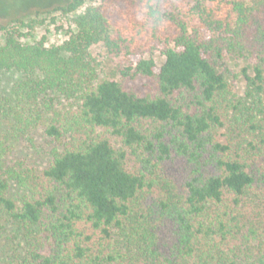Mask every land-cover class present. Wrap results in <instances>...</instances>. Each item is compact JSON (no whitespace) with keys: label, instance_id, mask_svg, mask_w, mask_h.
Here are the masks:
<instances>
[{"label":"trees","instance_id":"16d2710c","mask_svg":"<svg viewBox=\"0 0 264 264\" xmlns=\"http://www.w3.org/2000/svg\"><path fill=\"white\" fill-rule=\"evenodd\" d=\"M97 1L60 45L0 44V78L21 76L0 113L56 145L39 170L0 138V212L33 236L22 264H264V0H159L156 29L147 0ZM227 57L249 65L242 97Z\"/></svg>","mask_w":264,"mask_h":264},{"label":"rangeland","instance_id":"374dc122","mask_svg":"<svg viewBox=\"0 0 264 264\" xmlns=\"http://www.w3.org/2000/svg\"><path fill=\"white\" fill-rule=\"evenodd\" d=\"M69 0H0V44L4 42L7 30L15 29L20 35L21 42L44 41L46 46H57L66 41L74 30L73 19L86 10L97 7V0H86L76 13L63 15L61 12L51 11L53 7L64 6ZM22 23V24H21ZM100 47L91 49L92 57L98 62L102 61L99 68V77L115 78V62L106 60ZM149 57V56H148ZM147 57V58H148ZM159 68L164 58L155 53L152 56ZM249 68L246 61L227 57L224 62V71L233 84L234 91L239 97L244 96L246 83L241 77L242 69ZM248 73H251L248 71ZM20 75L15 72H6L0 78V96L13 103V86L20 80ZM117 79V77L115 78ZM125 87L139 96L150 90L151 80L137 77L125 80ZM66 102L62 101L61 109ZM6 109L8 106L5 107ZM19 113L23 112L18 109ZM22 128L14 114L4 116L0 113V138H7L9 147L8 158L14 164L23 168L44 169L52 159V149L55 143L45 136L41 125L30 129L23 136L16 137ZM18 191L14 192V197ZM33 244V236L23 227L16 224L9 217L0 212V264H22Z\"/></svg>","mask_w":264,"mask_h":264},{"label":"clouds","instance_id":"9594fccd","mask_svg":"<svg viewBox=\"0 0 264 264\" xmlns=\"http://www.w3.org/2000/svg\"><path fill=\"white\" fill-rule=\"evenodd\" d=\"M145 11L147 17L150 18V26L153 29L159 28L167 23V17L162 11L159 0H147Z\"/></svg>","mask_w":264,"mask_h":264}]
</instances>
